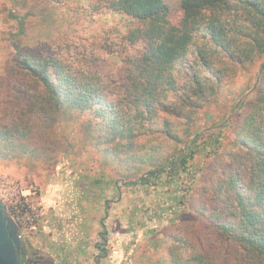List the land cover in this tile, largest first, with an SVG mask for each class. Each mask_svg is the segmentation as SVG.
I'll return each mask as SVG.
<instances>
[{
	"label": "trees",
	"instance_id": "1",
	"mask_svg": "<svg viewBox=\"0 0 264 264\" xmlns=\"http://www.w3.org/2000/svg\"><path fill=\"white\" fill-rule=\"evenodd\" d=\"M180 7L173 24L164 0H105L107 11L138 23L125 36L142 43L117 90L59 55L14 45L5 67L9 97L0 105V157L51 155L62 121L133 167L138 177L121 184L184 170L197 152L215 155L203 187L209 207L201 212L239 249L238 264H264V0H181ZM257 60L251 96L196 130L221 81ZM178 241L171 264H219Z\"/></svg>",
	"mask_w": 264,
	"mask_h": 264
},
{
	"label": "rangeland",
	"instance_id": "2",
	"mask_svg": "<svg viewBox=\"0 0 264 264\" xmlns=\"http://www.w3.org/2000/svg\"><path fill=\"white\" fill-rule=\"evenodd\" d=\"M164 1L168 19L178 24L181 0ZM104 4L0 0V105L9 97L5 67L14 45L59 55L95 75L103 86L119 89L142 43H131L125 36L138 23L107 11ZM259 64L257 60L239 68L221 81L215 101L199 111L196 130L205 131L211 118L228 112L232 104L235 111L251 96ZM54 135L51 155L0 157V198L7 214L16 217L19 209L24 215L19 228L28 247L62 264H171L182 239L184 251L208 252L219 264H238L239 249L201 212L209 207L203 191L209 168L219 157L197 152L184 170H175L177 174L167 168L146 183L121 184L138 177L133 167L97 145L85 129L62 121Z\"/></svg>",
	"mask_w": 264,
	"mask_h": 264
},
{
	"label": "water",
	"instance_id": "3",
	"mask_svg": "<svg viewBox=\"0 0 264 264\" xmlns=\"http://www.w3.org/2000/svg\"><path fill=\"white\" fill-rule=\"evenodd\" d=\"M18 226L13 217L7 214L0 198V264H19L17 250L21 246Z\"/></svg>",
	"mask_w": 264,
	"mask_h": 264
},
{
	"label": "flooded vegetation",
	"instance_id": "4",
	"mask_svg": "<svg viewBox=\"0 0 264 264\" xmlns=\"http://www.w3.org/2000/svg\"><path fill=\"white\" fill-rule=\"evenodd\" d=\"M17 258L19 264H62L60 262H56L46 253L39 252L35 249H31L26 245L24 240H22L21 246L17 250ZM94 261L95 264H99L98 260H94Z\"/></svg>",
	"mask_w": 264,
	"mask_h": 264
},
{
	"label": "built area",
	"instance_id": "5",
	"mask_svg": "<svg viewBox=\"0 0 264 264\" xmlns=\"http://www.w3.org/2000/svg\"><path fill=\"white\" fill-rule=\"evenodd\" d=\"M3 202H4V201H3ZM4 204H5V203H4ZM23 206H24V205H23ZM17 208H18V207H17ZM15 209H16V207H15ZM15 214H16V217H13V219H14L15 223H16L17 226H18V230H19L18 235H19L20 239L23 240V237H22V234H21V230H20V228H21V225H23L24 222H25V221H23V220H25V219H23V218H24V215H20L19 209H16V210H15ZM31 220H32V217H29V221H31ZM19 227H20V228H19ZM28 227L33 228V225L30 224V226H28Z\"/></svg>",
	"mask_w": 264,
	"mask_h": 264
}]
</instances>
